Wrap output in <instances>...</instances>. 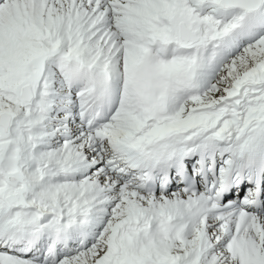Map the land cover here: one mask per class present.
<instances>
[{"label":"snow or ice","instance_id":"snow-or-ice-1","mask_svg":"<svg viewBox=\"0 0 264 264\" xmlns=\"http://www.w3.org/2000/svg\"><path fill=\"white\" fill-rule=\"evenodd\" d=\"M0 264H264V0H0Z\"/></svg>","mask_w":264,"mask_h":264}]
</instances>
